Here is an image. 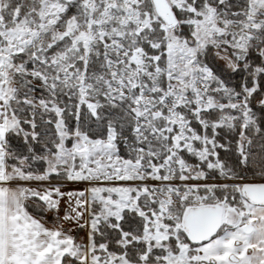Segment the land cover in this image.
<instances>
[{
    "label": "snow or ice",
    "instance_id": "obj_1",
    "mask_svg": "<svg viewBox=\"0 0 264 264\" xmlns=\"http://www.w3.org/2000/svg\"><path fill=\"white\" fill-rule=\"evenodd\" d=\"M0 264H264V0H0Z\"/></svg>",
    "mask_w": 264,
    "mask_h": 264
}]
</instances>
